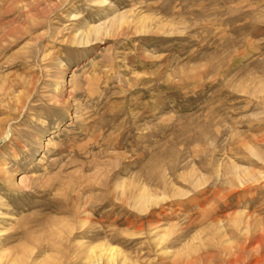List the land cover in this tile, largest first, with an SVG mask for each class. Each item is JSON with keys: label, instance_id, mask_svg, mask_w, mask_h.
<instances>
[{"label": "rangeland", "instance_id": "1", "mask_svg": "<svg viewBox=\"0 0 264 264\" xmlns=\"http://www.w3.org/2000/svg\"><path fill=\"white\" fill-rule=\"evenodd\" d=\"M0 118V264H264V0H0Z\"/></svg>", "mask_w": 264, "mask_h": 264}, {"label": "bare ground", "instance_id": "2", "mask_svg": "<svg viewBox=\"0 0 264 264\" xmlns=\"http://www.w3.org/2000/svg\"><path fill=\"white\" fill-rule=\"evenodd\" d=\"M6 120H7L6 118H0V126ZM0 128H2V127H0ZM139 197H142V193L139 194ZM98 248H99V250L97 251L98 253H96V255L94 257V261H93V262H95V264L96 263L102 264L104 262V258H106V260H105L106 264H119V263L124 264V263H126V259L119 258V256L123 255V254L122 253L120 254V252H118L117 248L115 246H113L112 244H109L108 242H104V243L102 242V244H100ZM91 249H93V248L91 247ZM92 260H93V258L91 259V261Z\"/></svg>", "mask_w": 264, "mask_h": 264}]
</instances>
